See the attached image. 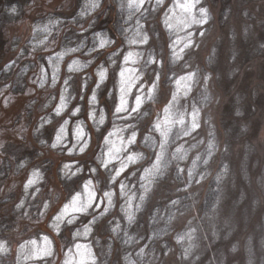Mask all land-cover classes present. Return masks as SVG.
<instances>
[{"label": "rangeland", "instance_id": "374dc122", "mask_svg": "<svg viewBox=\"0 0 264 264\" xmlns=\"http://www.w3.org/2000/svg\"><path fill=\"white\" fill-rule=\"evenodd\" d=\"M116 1L98 0L100 6L82 16L90 0H0V242L7 249L0 252V264H64L75 243L90 246L97 264L104 260L126 264L122 256L129 246L116 239L121 228L126 231L125 243L137 234L132 242L134 249H143L144 264H264V86L259 84H264V0H200L194 11L199 16V8H205L207 22L171 31L165 17L173 15L169 9L182 0H164L161 7L156 0H145L141 10L131 15L127 0H120L121 7ZM45 26L47 33L41 31ZM138 28L148 42L130 45ZM100 39L110 43L93 52ZM189 39L191 46L184 47ZM173 48L180 55L175 62ZM128 51L140 53L136 63L126 67L134 68L140 77L132 93L145 99L138 113H122L125 118H120L112 115L113 101L119 102L118 73ZM149 59L155 62L147 63ZM73 61L78 63L70 72ZM100 66L108 74L97 88ZM189 74H194L190 91L177 89L176 80ZM249 77L248 88L244 80ZM150 81L157 83L151 100L146 97ZM226 83L231 84L229 89ZM252 86L248 106L255 111L240 115L235 91L248 92ZM93 90L97 100L90 104ZM61 96L65 104L57 116ZM128 101L129 107L134 106V95ZM166 107L170 133L165 161L149 184L140 177L161 151V137L153 125L163 123ZM101 110L102 125L97 123ZM194 110L199 126L192 130ZM181 117L183 124L178 123ZM245 117L249 118L242 122ZM234 122L238 127L231 130ZM61 126L64 138L53 148ZM77 127L83 129L82 139L75 134ZM133 130L137 143L121 146L120 137L126 140ZM109 132L116 135L108 137ZM104 137L143 156L116 178L128 186L124 195L120 184L109 178L115 176L113 166L105 169L99 163L111 146ZM28 154L31 157L17 170L16 160ZM127 154L131 152L119 153L115 168L121 160L127 163ZM219 167L223 175L218 186ZM29 179L34 183L26 188ZM87 180L97 192L93 208L75 214L71 225L67 218L57 222L55 217L73 196L86 197ZM142 185L150 189L146 194ZM210 188L218 192V199L212 212L204 214V197ZM103 191L113 193V205L105 215H101L107 206ZM141 194L146 198L139 211L133 208L135 221L129 225L121 211L124 200L134 195L133 205L141 203ZM93 216L99 219L93 221ZM117 222L120 227L113 233ZM85 225L92 229L87 239L73 240L72 234L83 233ZM91 238L98 239V250ZM46 248L51 255L32 258Z\"/></svg>", "mask_w": 264, "mask_h": 264}, {"label": "snow or ice", "instance_id": "6c2138e0", "mask_svg": "<svg viewBox=\"0 0 264 264\" xmlns=\"http://www.w3.org/2000/svg\"><path fill=\"white\" fill-rule=\"evenodd\" d=\"M145 3V0H127V8L130 11V15L132 11H140L141 8L143 7ZM200 3V0H182V2L175 3L174 8L169 9L170 13H173L171 16H166L164 23L166 27L171 31L175 27H180L183 29L190 28L192 25H203L207 22V10L203 7L199 8V16L195 13V9L197 8V5ZM156 5L157 7L164 6V0H156ZM98 0H90V2L85 4V9L87 10L86 12H82L81 15H86L90 14L92 10H95L97 7H99ZM175 8L179 9V13H175ZM13 12L15 9L12 10ZM173 20H175V24L173 23ZM142 28V26H140ZM41 31L44 32H49V27L45 26ZM190 35V34H189ZM136 37H140V39H137ZM148 42V36L146 34L141 33L139 28L134 32L133 37L129 39L128 43L130 45H137V44H146ZM110 43L109 40L107 39H100L99 41V48H97L95 45L93 46L92 51L96 52L99 50H103L106 45ZM191 46V41L190 39L188 42L185 43L184 47H189ZM171 47V46H170ZM78 49H71L69 51L71 52H76ZM182 52L183 49H180ZM140 53L138 52H133V51H128L126 54L123 55V65L120 66V71L118 73L119 75V85H118V91H119V96L118 100L119 102L116 103L115 99L113 101V108L114 111L112 112V115L114 117H120V118H125L122 117V113H138L141 110V106L144 102L145 97L139 95V94H134L132 93V89L134 87H137V81L140 79L135 73L136 70L134 68H129L126 67L129 63L135 64L136 59L135 57H138ZM64 54L62 53L60 57L57 58V69L58 70V61L63 59ZM172 56L175 58V60L180 59L179 53L175 50V48L172 49ZM90 62V61H89ZM152 59H149L147 63H154ZM77 61H73L72 64L68 65L69 71L71 72L73 70V65L77 64ZM115 63V61H113ZM155 72V70H153ZM108 74V69L104 66H100L96 72V76L98 77V83L96 84V87L99 88L101 84L105 81L106 76ZM194 74H189L185 76H180L179 79L176 80V85L177 89L183 88L185 92L190 91V82L193 80ZM55 75L53 76V86H55ZM159 80V74L156 75V81ZM156 81H150L151 86L148 88L146 97L147 99L151 100L154 99V93L155 89L157 87ZM64 83H68L67 80L64 81ZM129 95H134V106L129 107V101H128V96ZM97 100V96L95 95V91L93 90L91 99L89 100L90 104L95 103ZM177 100V93L173 92L172 93V101L175 102ZM65 104V99L63 96L60 98V105L56 108V115L59 116L61 113V109L64 107ZM78 111V110H77ZM170 111L169 107H166L164 109L165 112V119L163 123L161 122H156L153 125V128L159 133V136L161 137V140L159 142V147L161 151L159 153L155 154V162L152 163L150 168H144L143 169V175L140 177L141 180H147L148 183L150 184L152 180L150 178H154L158 173L161 171V163L164 161V149L167 146L168 143V136L170 133V121L168 117V112ZM71 115L75 116L76 111H71ZM89 118L95 119V114L94 113H89ZM67 124V121L64 122ZM98 124H103L104 123V115H103V110L100 111L99 115V121L97 122ZM178 123L183 124V117H181L178 120ZM197 123V113L194 110L193 115H192V124H191V129L195 130L198 127ZM99 130V129H97ZM64 133H65V128L63 126L60 127L58 133L56 134V141L53 143L51 146L53 148L57 147L58 144L61 143L62 139L64 138ZM77 138L82 139L83 138V129L80 127L76 128L75 132ZM116 135V132H109L108 137ZM183 135L187 136L189 135V130L187 128L183 129ZM108 137H104V142L105 144H111V146L107 149V151L103 154L104 159L99 160L100 165L107 169L109 165L111 164L115 170V176H110L109 178L113 181H116L117 183L120 184V189L121 193L120 195H124V193L127 191V185L123 184L120 181H117L116 178L121 175L122 172L125 171V169L128 168L129 164L135 165L138 160H142L143 156L139 152H133L130 149L123 148V147H117L114 142L110 141ZM120 143L121 146H123L125 143L128 145H134L137 143L136 140V131L133 130L131 131L130 135L127 137L125 140L124 137H120ZM211 148V145L209 146ZM85 150L84 146L80 148V151L83 152ZM121 151H124L125 153L131 152V154L126 155V160L127 163H125L123 160L120 161V166L119 168H115V165L113 162L117 159V156ZM181 149L177 148L176 153H180ZM176 155H173V159H176ZM179 159H184L183 156H180ZM195 163V162H193ZM65 168H70L69 165L65 164ZM179 171H183V169H178ZM94 172H97V169H93ZM75 174V173H73ZM37 173H33V176H37ZM189 175H191V171H189ZM219 179V177H218ZM34 183L33 179L28 180V184L25 186L26 188L31 186ZM92 181L87 180L84 183V192L86 193V197L84 199H81L80 195H75L72 197L70 203L65 204L61 212L55 217L57 222H63L65 218H67V224L71 225L74 223L75 220V214L80 213V214H85L88 212L89 209L93 208V201L97 200V192L93 190L92 188ZM144 187V193L146 194L150 189L142 185ZM145 194H141L139 196V200L141 203H137L133 205V199L134 195H128L126 199L124 200V207L121 208V211L126 218L127 222L129 225H131L135 221V213L133 211V208L136 211H139L141 209L142 203L145 200L146 196ZM102 195L104 198L107 199V206L103 209V212L101 215H105L106 213L109 212V209L113 205V193L110 191H103ZM99 207V205H96ZM18 207H22V205H18ZM47 207V205H45ZM99 219L97 216H93V221ZM120 224L117 222L116 227L112 229L113 233L117 232L119 229ZM92 229L88 227L87 225L84 226L83 233L77 232L72 234L73 240H76L78 237L83 236L85 239H87V236L91 233ZM189 239H191V234H187ZM182 238L178 237L177 242L179 243ZM133 238L129 237V241L132 242ZM34 243V242H32ZM97 244H99V241H97ZM24 246L22 245L21 248ZM191 246L187 249H185V258L187 255L190 253ZM7 251L5 245L3 242H0V252H5ZM51 249L46 248L41 250L40 252H36L32 254V258H41L42 256H48L51 255ZM138 255L142 256L143 255V249L138 253ZM66 258L64 260V264H97V257L93 254L92 249L90 246L87 244H80V243H75L73 248L69 249V252L65 254ZM129 264H131V261H129Z\"/></svg>", "mask_w": 264, "mask_h": 264}, {"label": "trees", "instance_id": "16d2710c", "mask_svg": "<svg viewBox=\"0 0 264 264\" xmlns=\"http://www.w3.org/2000/svg\"><path fill=\"white\" fill-rule=\"evenodd\" d=\"M119 2H120V0H117L116 1V6L118 7L119 6ZM119 7H121V6H119ZM244 15V14H243ZM222 16L224 17V13H222ZM261 25H263L264 26V21H263V23L261 24ZM264 44V43H263ZM262 49H263V47H261ZM249 61V60H248ZM246 70V69H245ZM239 71H242V70H239ZM248 79V80H247ZM247 79H245L244 80V82L246 83V86L245 87H248L249 86V81H250V77L249 78H247ZM230 83H226V85L225 86H228V89H229V87H230ZM248 85V86H247ZM249 88V87H248ZM263 90H264V87H263ZM235 93L237 94V96L240 98L239 99V105L238 106H236L237 108H238V112H239V114L240 115H243L244 113H252V110H253V112L255 111V109L253 108V107H251V108H249V106H248V104H249V101H250V97L248 96V94L249 93H252V96H253V86L251 87V89L247 92L246 90H236L235 91ZM231 94V93H230ZM246 107V108H245ZM248 118L249 117H245L243 120H242V122H245V120H248ZM235 124V126H234V128H233V125ZM238 126L236 125V122H234V123H232V126H231V130H235L236 128H237ZM33 153V152H32ZM32 155V154H31ZM30 154H28L27 155V157L26 156H22L20 159H17L16 160V165H15V168L17 169V170H19L20 169V166H22L23 164H25L28 160L27 159H29L30 157ZM27 160V161H26ZM165 161V160H164ZM248 169H249V167H248ZM249 172H250V170H249ZM1 173H2V168H0V175H1ZM215 174H216V176H217V178L219 177H221L222 175H223V170H222V168H218L216 171H215ZM215 179L216 180V183L218 184V186L220 185L219 184V180L218 179ZM214 179V178H213ZM218 188V187H217ZM218 199V192L216 193V190L215 191H213L212 190V188H210V189H208V191H207V195L205 194V197H204V204H203V206H204V214L205 213H210V212H212V210H213V208L215 207L214 205H215V203H216V200ZM58 205H56L55 207H53V208H51L50 210H49V215H48V217H50L52 214H53V212L54 211H56V209H58L59 207H60V205L62 204V202L60 201V202H58L57 203ZM159 217H160V215H159ZM1 227H0V233H1ZM61 235H59V237H60ZM126 237V231L123 229V228H121L120 230H119V232L116 234V239L119 241V242H122V244H127V246H129L128 248L129 249H127L126 250V252H128V254H126V255H124V253H123V256H122V262H124V263H126V264H129V261H131V264H144V262H143V259H144V254L141 256V257H139V258H136L135 256L141 251V249L142 248H139V249H134V244H133V242H130L129 241V243H125L124 241H122V240H124V238ZM132 238H133V240L132 241H136L137 239H138V236H137V234L136 233H134L133 235H132ZM97 241H98V239H96V238H91V240H90V243H92V245H93V247H94V249L95 250H98L99 249V244H97ZM95 245H96V247H95ZM108 248H106V250H107ZM108 262L109 261H106V260H104V261H101V262H99L98 264H108Z\"/></svg>", "mask_w": 264, "mask_h": 264}, {"label": "bare ground", "instance_id": "6f19581e", "mask_svg": "<svg viewBox=\"0 0 264 264\" xmlns=\"http://www.w3.org/2000/svg\"><path fill=\"white\" fill-rule=\"evenodd\" d=\"M259 84H261L262 86H264V84L262 82H259ZM256 87V86H255ZM263 88V87H262ZM256 94V93H255ZM248 96L250 97V102L252 103L253 97H252V93H249ZM218 179V178H217Z\"/></svg>", "mask_w": 264, "mask_h": 264}]
</instances>
